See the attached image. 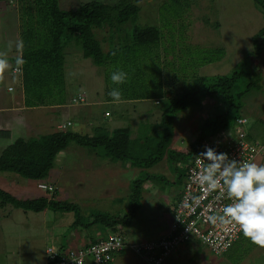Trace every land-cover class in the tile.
Wrapping results in <instances>:
<instances>
[{"label": "rangeland", "instance_id": "rangeland-1", "mask_svg": "<svg viewBox=\"0 0 264 264\" xmlns=\"http://www.w3.org/2000/svg\"><path fill=\"white\" fill-rule=\"evenodd\" d=\"M70 1L60 0L61 7L65 10L76 9L77 0L72 3ZM78 1L83 2L84 0ZM98 1L115 4L119 0ZM65 2L71 4L68 5ZM133 2L137 4L141 12L135 24L131 22L122 27L126 30L125 33L131 34L133 32L131 27L135 25L137 27L155 26L161 32L159 44L152 50L148 49L147 53L136 48L130 52L132 54L128 58V60L132 59V62L127 63L122 60L120 62L122 64H120L118 61H111L107 67H97L90 59H85L76 45L66 48L64 52V77L67 84L66 108L70 111V120L68 121H74V125H71L69 129L78 132L83 128L85 134H94L96 127L108 128V124L112 127L115 124L117 129L130 128L133 140L132 150H135L136 153H141L140 150L146 152V155L138 159L152 160L150 154H153V159L157 164L147 168L149 161H142L139 163L141 166H145L144 170L132 167L127 174L126 168L119 165L120 163H113L108 158L102 159L99 163V156L96 152L71 144L57 159L53 180L58 184H56L58 189L54 200L76 204L81 209L80 212L83 213L81 218L84 215V231L89 234L105 231V227L92 219L94 215L98 217L99 211L103 214L116 215L117 218H123L128 214L127 223L119 226V231L125 235L127 242L129 238L134 244L139 245L140 241L146 244L147 239L156 235L154 230L144 229L149 226V223L156 222L157 224L158 215L152 223L153 216L156 215L155 211L173 203L170 194L165 192L161 195V190L169 187L167 182L171 179L170 174L181 178L185 173V167L189 160L187 154L191 147L190 140L186 139V135L197 138L203 123L212 119L210 117L217 115L219 111L225 112L226 107L222 106L220 101L213 99L203 104V108L192 107L178 114L175 121L176 134L169 135L171 138L170 148L158 153L164 149L157 147L166 134H160L162 112L161 108L154 106L157 101L154 102L151 99L147 103L143 102L144 107L149 108L150 112L148 109L141 112L139 109L131 108L132 106L138 107V103L127 102L125 99L124 104H114L107 94L114 87H119L121 96L125 98L132 95L137 96V94H154L152 98L171 97V95L175 97V95L180 94L181 96L184 91L189 90L191 84L199 78L230 76L233 70L244 62L245 57L255 50L253 48L250 51L249 45L254 46L253 36L264 28V14L256 7L253 0H133ZM0 9L7 11V20L0 19V27H2L0 37L7 38L2 35V32L5 31V35L10 36L14 29L18 30L17 22L20 16L17 17L16 2L1 1ZM8 15L10 16L8 17ZM109 32H111L110 26L107 25L104 33L109 35ZM102 34L98 33V38H102ZM14 36V42L18 43L19 41L20 44V32ZM1 38L0 59L5 60L6 58V60L4 65L0 66V92L1 94H21L22 76H10L12 69L19 67L17 64L19 60L12 58L10 61L7 60L9 57L6 56L9 54V50L4 49ZM102 45L105 52L119 47L117 41L110 39ZM20 52L21 50L18 48V53ZM254 57L251 56L248 65L254 71L261 72V76L259 75L262 77L261 87L253 88L244 94L240 116L247 118L248 124L245 129L249 130L251 137L261 139L264 137V54ZM118 59L120 58L118 57ZM253 61L257 64L255 65ZM116 70L127 73V80L122 85H115L110 79L111 73ZM248 73H251L250 76L255 74V72ZM250 76L237 84L235 93H241L246 89L248 80H251ZM7 91L9 92L7 93ZM166 91L167 93L170 91V95L164 94ZM70 94L71 97L87 94L86 103L72 104L68 100ZM30 97L33 100L38 98L34 94ZM106 111L110 112L112 116L101 117V114L104 116ZM148 112L149 114H147ZM62 114L60 111L54 119L57 123H63L59 124L60 126H66L67 117ZM46 115L47 113L40 115V122L38 118L32 122L33 116H29L27 122L29 127L27 128L21 127L20 119L26 122L25 118L18 117L13 120L12 124H15L9 128L13 130V137L0 139V153L15 139L31 140L52 134L55 127L57 129V124L55 126L52 124V115L48 118ZM206 133L207 139H213L212 132L206 131ZM232 134L235 135L234 130H232ZM90 160L92 161L90 162ZM177 163H179V170L173 168ZM147 175H154L150 177V180L157 189L153 191L141 189L140 199L143 200V205L138 211H133L134 214L131 215L129 209L131 189L127 185V181ZM126 176L129 179H126ZM15 183V187H11L14 189H10L8 192L19 200H29V197L36 198L41 194L36 189L32 190L34 185L28 183L21 185L17 180ZM7 185L11 186V177L7 179ZM183 188L184 178L180 184L171 185L170 192L177 193L179 189L182 192ZM105 197L114 198L113 207L105 206L100 202V199ZM124 198L125 201H122ZM110 208L112 210H109ZM108 210L112 212L108 213ZM21 214L26 215L20 209L0 203V218H5L2 220L3 223L1 222L2 226L0 224V264H28L31 262L28 256H31L32 252L39 259L40 254L44 253L45 247H48L50 243V240L47 242L45 233L47 228L55 230L57 246L62 241L68 242L72 232L68 226L74 222L73 212L64 214L55 212L54 214L50 210L45 215L37 216V219L31 217L35 226L28 231L23 224H20V227L16 223L19 220H23V223L25 219L27 220L20 216ZM17 217L21 219L16 220ZM43 218L45 221L50 219V223L44 224V221H41ZM39 221L43 223L44 228L43 225L37 224ZM150 226L152 228V225ZM73 233L77 235L78 230L75 228ZM190 244L196 246L195 251L192 252L193 255H197L195 264H264V248L252 244L243 236V233L235 246L222 257H216L203 244L195 242ZM74 247L72 246V248ZM176 255L172 254L169 259H174ZM14 261L17 262L14 263ZM186 263L188 262L183 261V264Z\"/></svg>", "mask_w": 264, "mask_h": 264}, {"label": "trees", "instance_id": "trees-1", "mask_svg": "<svg viewBox=\"0 0 264 264\" xmlns=\"http://www.w3.org/2000/svg\"><path fill=\"white\" fill-rule=\"evenodd\" d=\"M253 1L256 7L264 14V1ZM76 2H78V6L77 8L74 7L76 9L73 10L62 8L60 0H18L16 2V10L22 20H20L22 23L20 34L22 56L19 60L20 69H22V85L24 93L27 99H29L27 104L30 106L35 105V100L30 97L32 94L38 97V103L35 106L66 104L67 98H65V94L67 92V84L64 77V52L71 45H76L82 52L83 57L90 59L95 66L107 67L111 61H118L120 63L124 60L130 63L132 59L128 60V58L132 54L130 53L131 51L137 48L139 51L143 50L147 53L148 49L152 50L160 42L161 32L155 26L137 27L135 25L131 27L133 29L131 34L125 33L126 30L122 27L126 24L129 25L131 22L135 24L141 12V9L133 0H119L115 4H108L98 0H84L83 2L77 0ZM107 25L110 26L111 32H109V35L104 33ZM98 33H103V37L98 38ZM123 37L124 39H122ZM109 39L117 41L119 47H114L105 52L102 44ZM252 39L255 50L245 57V64L244 62L240 63L230 76L199 78L181 96L180 94L178 96L175 95V97L171 95V97L160 96L159 98H152L154 94H137V96L132 95L128 98L121 96L119 100L121 103L126 100L132 103L146 102L151 99L154 102L159 101V104H155L154 106L161 108L160 134H166V136L157 147L158 149H164L158 153L166 150L171 145L169 135L176 134V116L192 107L203 108V104L209 100L220 101L222 106L226 107V111L223 113L219 111L217 115L215 114V116L210 117L212 119L203 123L202 130L198 132L196 140L188 151V162L192 158H197V155L201 153L203 142L207 139L206 131L212 132L213 139H215L220 133L233 129L239 120H246L244 127L248 124L247 118L240 116L243 107L241 101L244 94L253 88L261 87V72L257 70L256 66L257 72L254 71L248 65V61L251 56L264 54V28L253 36ZM253 63L257 64L255 61ZM248 72H255V74L250 76L251 73ZM247 76H250L251 80H248L246 89L241 93H235L237 84L240 81H245ZM54 94L57 95L53 97L52 95ZM164 94L170 95V91L168 93L166 91ZM85 95L87 96V94ZM81 96L82 94H79L77 97H71L72 104L78 103ZM107 96L114 101L109 96V93ZM111 116L112 114L107 111L102 117L108 118ZM73 123V120L70 121L71 125H74ZM105 131V129H100L98 126L95 128L94 134H84L69 129L67 131L55 130L54 133L41 136L38 139H15L12 144L8 145L0 153V173L15 174L25 181H46L51 171L55 168L59 155L66 151L71 144L88 151L96 152L101 161L104 158H108L113 163H126L125 165H128L130 168L134 167L144 170L145 166H141L139 162L149 161V167L147 168L156 163V160L153 159V154H150L152 160L138 159L146 155V152L145 150H140L139 152L141 153H136L135 150H132L133 147L131 145L133 140L131 139L130 128H116L111 133ZM10 135L7 139L11 138ZM232 143L234 142L232 141ZM250 143L260 146V144H264V137L261 139L256 138V140L253 138V141L251 140ZM142 183L140 180H134L131 183V194L129 197L131 215L134 214L133 211H138L141 208L142 200L140 199V194ZM55 194L51 199L39 197L32 200H19L14 195L0 190V203L1 205L9 204L15 207V209L24 211V213L32 212L38 214L47 209L62 214L73 212L77 216L73 227L77 229L85 226L84 220L81 218V209L76 204L54 200ZM128 218V214L123 218H117L116 215L103 214L100 211L98 217L95 215L92 217L95 222H99L106 228L104 231L106 237L109 232L112 233L116 226L125 225ZM173 222H175L174 215L172 216L170 230ZM169 232L161 239L155 240V242L167 239ZM192 241L197 242L196 239H190L182 242L180 246L193 243ZM180 246L169 256L176 254ZM192 252L190 251L185 255L184 262H188L186 264H195V257L197 255H193ZM169 256L165 258L163 264H166ZM170 264L182 263L173 262Z\"/></svg>", "mask_w": 264, "mask_h": 264}, {"label": "built area", "instance_id": "built-area-1", "mask_svg": "<svg viewBox=\"0 0 264 264\" xmlns=\"http://www.w3.org/2000/svg\"><path fill=\"white\" fill-rule=\"evenodd\" d=\"M8 1L14 3L18 0ZM18 72H20L19 69L14 70V73ZM78 102L84 103L85 97L81 96ZM245 123L246 120L238 121L237 135L239 138L233 141L234 143L223 133L218 138L206 139L203 142L201 153L206 150L205 146H208L218 153H227L230 158L248 162H254L259 156H263L264 144L259 143V146L246 141V133L241 128ZM70 125L69 123L68 126ZM62 128L65 129L66 126ZM205 163L201 159L198 165L197 158H195L188 166L185 191L167 239L130 247L147 264H163L165 258L182 242L188 241L192 237L207 246L216 256H222L228 252L238 240L241 234L238 226L224 228L219 224H211L207 219L210 215L220 213L222 208L231 201L226 198V194L224 198H220L219 190L209 191L206 185L202 186L194 181V173L200 171ZM40 187L47 188L45 185ZM179 230L181 231L179 232ZM127 248L129 247L123 237L115 234L106 239L102 238L88 247L71 249L49 247L46 251L47 262L45 264H112L115 255Z\"/></svg>", "mask_w": 264, "mask_h": 264}, {"label": "clouds", "instance_id": "clouds-1", "mask_svg": "<svg viewBox=\"0 0 264 264\" xmlns=\"http://www.w3.org/2000/svg\"><path fill=\"white\" fill-rule=\"evenodd\" d=\"M253 48H254L253 45H249L250 51ZM4 63L5 61L0 59V66H3ZM16 69H19L20 72L14 73V70ZM12 74L22 75V69H20V67L14 68L12 70ZM110 79L113 84L122 85L127 80V73L122 70L113 71L111 73ZM121 95L122 93L119 87H114L109 92V96L112 97L114 101H119L121 99ZM82 96L85 97L84 103H86V95L82 94ZM156 104H159V101H157ZM69 123H67L65 129L62 128L63 126H59L58 129L63 130V131L69 130V128L71 127V125L68 126ZM237 123L238 122H236V125L234 126L233 129L229 131H224L220 133L219 135H217L215 138H218L222 136L223 133H225L226 137H228L229 140L236 141V139L239 138V136L237 135ZM241 128L246 133V141L249 143L251 142V140L253 141L254 137H251L249 130L245 129L244 124L241 126ZM232 130H234L235 135L232 134ZM205 147H206V150L200 153L199 155H197V164L199 165L201 159L205 161L206 163L200 171H196L194 173L193 179L195 182H198L202 186L206 185L209 191L219 190L220 198H224L226 194V198L229 201H231V203L226 204L222 208L220 213L208 216L207 217L208 221L213 225L219 224L221 227H224V228L238 226L239 230L241 231V234L243 233V236L247 238L248 240H250L252 244L257 245L260 248H264V165H258L255 162H248L242 159L238 160V159L230 158L227 153H218L215 149L211 147H208V146H205ZM194 159L195 158H192L187 163L185 167V173L181 176V180L184 178V188H183V191L181 192V196L173 212L174 216L180 204L182 195L185 191V186L187 183L186 177H187V172H188V166L191 164V162ZM156 164L157 163H155V165ZM177 166H179V163H177L176 166L173 168L177 169ZM152 176L149 175V179ZM145 177L138 178L136 180L142 181L143 182L142 186H143L145 183ZM41 185H45L47 188L46 189L41 188L40 187ZM142 186H141V189H142ZM38 188L52 196L57 191V188L54 185L47 183L45 181L39 182ZM119 226H122V225L116 226L113 230L114 232L113 231L112 233L109 232L107 237L110 235L119 234L123 237L127 247L129 248H127L126 250L122 252L117 253L115 255L114 263L112 264H116L118 257H121L122 255H126L128 253L140 258L141 260H144L142 257L135 254L134 251L130 248L131 246L136 245V244H134V242L131 241L129 238H128V242L126 241L127 238L125 237V235H123L119 231ZM77 229H79V231L83 229L82 236L83 235H86L84 237L88 236L89 233L87 234V232L84 231L83 226ZM241 234L238 240L230 248V250L240 240ZM107 237L105 235H101L97 241H99L102 238L106 239ZM191 239H195V238L192 237ZM97 241L88 243L87 245H83V246L81 245V243H79L74 248L88 247L91 244L96 243ZM150 242H155V240L147 241V243H150ZM199 242L200 241L197 240L196 243H199ZM139 244H143V243L139 242ZM200 244H203V243L200 242ZM55 247L58 248V246L56 245ZM228 252H226L225 254H227Z\"/></svg>", "mask_w": 264, "mask_h": 264}, {"label": "crops", "instance_id": "crops-1", "mask_svg": "<svg viewBox=\"0 0 264 264\" xmlns=\"http://www.w3.org/2000/svg\"><path fill=\"white\" fill-rule=\"evenodd\" d=\"M75 0H71L70 2H74ZM67 3L65 2V4H71V3ZM18 13V11H17ZM10 15H8L9 17ZM19 17V13H18V16ZM0 19L1 20H7V11H2V9H0ZM20 17H19V21L17 22V29H14L13 30V34L10 35V36H7L5 35V31L2 32V35L7 37V38H1V41L3 43V46H4V49L6 50H9V54H7L6 57H9L7 60L10 61V59L12 58L13 60H20L21 59V56H22V48H21V45L19 44V41L18 43L14 42L15 39H14V34H21V29H22V24H21V21H20ZM2 22V21H1ZM2 25V23H1ZM4 26V25H2ZM1 29L2 27H0V32H1ZM11 36H13L12 38H10ZM19 45V46H18ZM18 48H20L21 52L18 53ZM6 60V58H5ZM4 60V61H5ZM19 64L18 66L20 67V62L17 63ZM17 68V67H15ZM14 69V68H13ZM12 69V70H13ZM1 70V68H0ZM19 75V74H17ZM10 76H15L12 74V71L10 72ZM22 76V75H20ZM10 90V89H9ZM1 91V90H0ZM9 91H7L8 93ZM21 94H1L0 92V139H7L9 137V134L10 137L12 138L13 137V130L9 129V128H12V126H14L15 123L12 124L13 120H16L18 117H23L25 118L26 122L22 119H20V122H21V127H24V128H27L29 127V125H27V122L29 121L28 117L29 116H33L31 118V121L34 122L35 118H38V121L40 122V115H44L47 113L46 117L48 118L49 116L52 115V124H54V126L57 124V129L55 127V129L53 130V133L55 132V130H59L58 129V126H60L59 124H63V123H57V121H55L54 117L57 113H63L62 115H64L65 117H67V120L65 122H69L68 120H70V111L69 109H67V104H64V105H53V106H47V107H44V106H35L37 103H38V98L35 100V105H28V101L29 99H27L26 97V94L24 93V89L23 87L21 88L20 90ZM73 96H77V95H73ZM68 100L71 101V94L68 96ZM145 102V101H144ZM148 101H146L147 103ZM112 103L114 104H122L120 101H112ZM143 102L141 103H138L139 106L138 107H131V108H135V109H139L141 112H145L146 109L149 110V108H145L144 105L142 104ZM124 104V103H123ZM59 111V112H58ZM107 112V111H106ZM150 112V110H149ZM149 112L147 114H149ZM39 116V117H38ZM103 115L101 114V117ZM25 122V123H24ZM64 122V123H65ZM108 128L106 127H99L100 129H105L106 131H109L110 133L116 129V125L113 124V127L108 124ZM53 126V127H54ZM23 128V130H24ZM81 131H79L80 133H84L83 131V128L80 129ZM85 134V133H84ZM10 138V139H11ZM186 139H189L190 140V145H192L194 143V141L196 140V138H192V136H187L186 135ZM256 140V138H254ZM63 154V152L59 155L61 156ZM59 158V157H58ZM57 161V160H56ZM92 160H90L91 162ZM100 157H99V163H100ZM255 163H257L258 165H264V155L261 156V158H257V160L254 161ZM57 163V162H56ZM121 165L122 167H125L126 168V171H127V174L128 172L132 169L130 168L128 165H125V164H119ZM56 167V166H55ZM180 168L179 166H177V169ZM55 168L51 171L50 173V176L49 178L45 181L47 183H50L52 185H54L56 188V184H57V181H54L53 178L55 176ZM53 174V175H52ZM171 176V179L168 180V186L169 187H166L164 189L161 190V195L164 194L165 192H168L170 194V197H172L171 199V202L173 201L172 205H168L166 208H160L158 210H156L155 208V213L156 215H154V219L152 221V223L155 221L157 215V224L156 222L151 224L149 223V226H146L144 229H149V230H154L156 232V235L155 237L151 238V239H147L146 241H154V240H159L161 239L163 236H165L169 230H170V225H171V221H172V216H173V212L176 208V205H177V202L181 196V190L179 189L177 193H171L170 192V188H171V185H174V184H180L181 183V178H179V176H174L172 174H170ZM11 177V186L8 187L7 185V179ZM15 177V178H13ZM128 177L126 176V179ZM129 179V178H128ZM0 180H1V184H2V187L0 188V190H4L6 192H8V190H13L14 188H11V187H15L16 183H15V180L18 181L19 184L23 185L24 183H28L29 185H34L32 186V190L33 189H36L38 192H41L40 196H37L36 198H31L29 197L30 199L29 200H32V199H37L39 197H47L48 199H51V196L50 194L46 193L45 191L43 190H40L38 188V184L39 182H36V181H32V180H28V181H25L23 179H21L19 176L15 175V174H11V173H3V174H0ZM134 181V179L132 181H127V185L130 186L131 188V183ZM58 185V184H57ZM58 189V188H57ZM142 189L144 190H156V186L152 183V181L149 179V175H147L145 177V183L144 185L142 186ZM9 193V192H8ZM120 198V197H119ZM118 198V199H119ZM23 200H27V199H23ZM122 201H125V198L124 200ZM143 201V200H142ZM100 202H102L103 205L105 206H110V207H113V203H114V198L113 199H110L108 197H105V198H102L100 199ZM143 205V203L141 204V206ZM140 206V207H141ZM109 210H112V208H110ZM108 210V213H111L112 211H109ZM50 211V209H47L46 211L42 212V213H26V215L24 214H21L20 216H23L25 218H27V220L25 219V222L23 223V220H19V222H16L18 225H24V227L26 228V230L28 231L29 229H31L32 227H34L35 225H33V222H32V218L31 217H34L35 219H37L38 217L37 216H42V214H47V212ZM104 212H107V211H104ZM55 214V212H53ZM158 213V214H157ZM74 214V222L69 225L68 227L70 228V230L72 231L71 232V235L69 237V240L68 242L67 241H62L60 243V247L62 249H70L72 248V246H76L77 244L81 243V245H87L88 243H91V242H94V241H97L98 238H100L101 235H104V231L102 232H97L96 234H88L87 237H84L86 235H83L82 236V230L79 231L78 230V233L77 235L73 233L74 231V223L76 222V219H77V216L75 213ZM83 214V213H82ZM165 215V216H164ZM3 219L5 218H0V224L2 226V223H3ZM16 220L17 219H21L19 217L15 218ZM84 220V215H83V218ZM12 222H14L12 219H11ZM41 221H44V224H48L50 223V219H47L45 221V218L41 219ZM39 221L37 224L38 225H43V223ZM2 222V223H1ZM20 225V227H21ZM152 225V228L151 226ZM43 228H44V225H43ZM26 231V233H27ZM25 233V234H26ZM46 237H47V242L48 240H50V243L48 245V247L46 246L45 247V250H44V253L40 254V257L39 259H37L34 255H33V252L31 253V256L29 255L28 258L31 260V262H29L28 264H45L47 262V256H46V251L49 247H54V248H57L55 247L56 243H57V234L55 232V230H51L49 228H47L46 230ZM76 235V236H75ZM142 242V241H140ZM57 246V245H56ZM58 246V247H59ZM80 246V245H79ZM195 245H192V244H188L186 246L182 245L180 246V248H178V251L176 252V257L174 259H168L166 264H170V263H173V262H179V263H182L183 264V261H184V257L185 255L190 252V251H194L195 250ZM194 249V250H193ZM36 261V262H35ZM17 261H14V263H16ZM116 264H147L144 260H141L140 258L128 253L126 255H122L121 257H118L117 258V261H116Z\"/></svg>", "mask_w": 264, "mask_h": 264}]
</instances>
